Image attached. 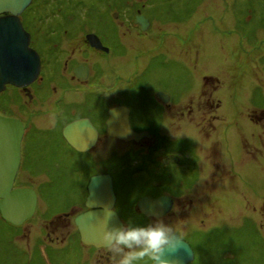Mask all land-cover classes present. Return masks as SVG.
Instances as JSON below:
<instances>
[{"label":"flooded vegetation","instance_id":"flooded-vegetation-1","mask_svg":"<svg viewBox=\"0 0 264 264\" xmlns=\"http://www.w3.org/2000/svg\"><path fill=\"white\" fill-rule=\"evenodd\" d=\"M190 2L191 0H32L20 14L24 28L30 33V46L40 56V73L28 90L14 86L17 93L8 102L13 107L28 110L30 121L17 114L0 113L22 120L25 137L28 132L27 138L31 141L55 140L56 146L66 150L63 152L65 167L77 172H73L72 176H64L57 184L45 181L43 186L46 196L54 204L50 214H45L44 217H51L50 224L60 227L59 229H49L44 222V228L38 235L35 225L29 231L25 230L30 218L21 224H14L6 220L0 210V264H36V258H42L43 264H115L114 258L102 244L86 241L91 238L90 234L83 238L81 224L76 221L79 215L94 210L87 205L92 176L111 174L116 194L113 209L122 223L131 221L133 224L143 225L153 222L157 217L146 215L139 209L138 200L141 197L166 195L172 198L170 211L159 217L162 220L175 212L178 201L183 197L194 201L191 197L193 193L196 194L194 199L198 200V204L205 205L210 199V190L216 192L225 186L223 177L222 181L218 180L221 177L217 175L216 169H222L226 173L230 162L232 165L237 163L238 158H235V152L231 149H241L243 145L249 150L250 145H253L255 149L249 150L253 157L260 149L264 151V140L258 134L264 129V106L255 101L258 89V94L264 95V88L257 85L250 92L245 89V93L237 98L238 129L222 132V142L216 144L219 149L222 146L221 150L216 155H211L203 147L206 151L203 153L205 162L198 157L197 144L186 143L184 139L169 140L164 134H159L170 112L173 115L177 112L179 117L186 118L195 106L194 103L193 106L191 103L187 105V109L184 106V100L190 92L183 99H176V86L164 84L162 76L165 69L162 73L160 70L170 61L176 60L163 51H157L168 37L176 36L166 30V24L174 23L179 26L181 18L189 22L186 11L191 8ZM250 3L261 12L258 22L263 23L264 0H250ZM250 3L242 4V7ZM54 7L61 10L56 12ZM152 32L156 33L157 40L159 37L161 39L152 48L149 47V42L144 44L134 39H144L141 41L145 42V38ZM178 37L181 35L178 34ZM187 41L190 40L187 38ZM108 79L111 85L105 86L104 80ZM97 80H102L99 82L101 86H98ZM115 81L117 84L111 91L109 88ZM104 87L109 89L108 93ZM115 90L118 91L117 94L113 93ZM5 92L6 90L3 93ZM160 92L163 94L159 95ZM250 99H254V103ZM51 103L52 108H48L47 105ZM121 106L129 109L131 127L138 132H148L150 137H144L140 141L130 140L126 145L127 141L109 133V111ZM46 108L48 118L43 126L38 122V116ZM79 119H88L97 130L96 143L84 151L70 145L63 133L67 124ZM216 120L217 118H205L206 130L210 131ZM151 138L152 143H146ZM259 140L261 143L257 144ZM117 141L123 144H117ZM102 142H106V147L111 146V149L98 157L94 152ZM44 147L49 152L55 151L48 144ZM169 154L178 155L180 161L166 163L164 157ZM71 180L76 181L71 184ZM201 182L202 186L208 184L209 190L197 194L195 190L201 187ZM159 184H166L167 189L153 192L152 186ZM59 187L62 188L61 191L56 190ZM185 208L186 200L182 209ZM195 208L196 206L193 209ZM53 212L56 213L53 215ZM52 220L56 222L53 223ZM202 226L198 228L203 230ZM177 233L188 241L187 233L190 232H183L185 236L181 232ZM191 246L194 258L189 264H196L199 261L198 253ZM216 264L229 263L217 261Z\"/></svg>","mask_w":264,"mask_h":264},{"label":"rangeland","instance_id":"rangeland-1","mask_svg":"<svg viewBox=\"0 0 264 264\" xmlns=\"http://www.w3.org/2000/svg\"><path fill=\"white\" fill-rule=\"evenodd\" d=\"M232 2L233 0H191V8L186 11L190 18L189 22L181 18L178 21L179 26L174 23L166 24V30H170L176 36L168 37L165 44H161L157 50L163 51L164 54L176 60L170 61L165 68L160 70L162 73L165 69L164 76L161 75L164 84L170 87L176 86V99H183V96L190 92L184 100L186 109L190 103L192 106L193 103L195 104L191 110L193 112L186 118L179 117L177 112L173 115L168 110L169 117L162 124L159 134H164L169 140L177 138L184 139V142L192 143V145L197 144L199 155L197 152L196 154L204 162L203 153L206 151L203 147L209 154L216 155L222 148V146L220 149L216 146L222 142V132L229 129L237 131L239 95L245 93V89L250 92L254 89V85L264 88V22H258L261 14L259 16L256 6L247 5L242 9L244 3L239 1L236 6L239 5L241 12H238L233 10ZM225 8L230 11L224 12ZM178 34L181 37H178ZM156 38V33L152 32L145 38L147 39L145 42L141 41L144 39H134L144 44L149 42V47L152 48L161 42L160 37L158 40ZM187 38L190 41H187ZM249 62L252 66L244 72ZM130 66L132 67V63ZM243 73L244 78L241 77ZM99 82L97 80L98 86H101ZM116 84L117 81L109 89L112 91ZM104 85L110 86V80H104ZM233 86L234 89H232ZM109 89L104 87L106 93ZM258 92L259 89L255 99L256 104L264 106V95ZM1 93L0 111L5 114L20 115L29 122L28 110L13 107L8 103L17 93L16 87L9 85L6 92ZM113 93L117 94L118 91L115 90ZM255 94L254 92V97ZM232 97H234L233 100ZM250 101L254 103V99ZM47 106L52 108V103ZM48 108L38 116L40 120L38 122L43 126L48 118ZM205 118H217L210 131L206 130ZM27 134L22 143V157ZM258 134L264 140V129ZM153 138L148 139L146 143H152ZM34 143L36 145L32 146L33 153L36 150L41 151V145L48 144L59 156L55 161L54 176L59 173L68 175L63 172L66 164L63 159L65 149L56 146L55 140H35ZM260 143L261 140L257 142V144ZM106 144L102 142L96 148L94 152L97 153L96 156H103L111 149V146L106 147ZM117 144L123 143L117 141ZM127 144H129L128 141ZM254 149V146L250 145L249 150ZM231 150L235 152V158H238L237 163L232 165L230 162L226 173L222 169H216L217 175L221 177L218 180L222 181L223 177L225 186L216 192L210 190V199L205 205L198 204V200L194 199L196 198L195 193L191 195L194 201L183 197L178 201L175 212L163 218L164 222L171 224L183 236H185L183 232H190L191 235L187 233V240L198 253L199 261L196 264H216L217 261H225L229 264H264V151L260 149L253 157L252 153L249 154L248 148L243 145L241 149ZM67 168L66 166L65 169ZM97 168L103 169L101 166ZM47 173L49 171L45 169L28 170L21 166L16 179L17 187H32L37 190V210L34 216L27 220L25 230L29 231L35 225L38 235L44 228V222L48 224L49 229L60 228L50 224L51 217H44L45 214H50L54 205L46 196L43 187L50 175ZM54 179L58 177L49 180L53 182ZM202 184L203 182H201V187L195 190L197 194H200L198 193L200 191L206 193L209 190L208 184L203 186ZM166 189V184L152 186L153 192ZM185 200L186 208L182 209ZM194 206H196L195 209H193ZM55 213L53 212V215ZM52 221L56 222V220ZM200 225H203V230H209L199 233ZM236 236H238V242L234 240ZM35 263L43 264L42 258H36Z\"/></svg>","mask_w":264,"mask_h":264},{"label":"water","instance_id":"water-1","mask_svg":"<svg viewBox=\"0 0 264 264\" xmlns=\"http://www.w3.org/2000/svg\"><path fill=\"white\" fill-rule=\"evenodd\" d=\"M31 2L32 0H0V92L6 90L9 84L28 90L29 85L39 76L40 56L30 46V33L20 20V14ZM107 125L112 136L125 141H139L150 137L148 132H138L131 127L127 107L110 109ZM63 133L68 143L79 151L91 148L97 141V130L88 119L67 124ZM24 134L25 125L22 120L0 113V210L2 216L14 224H21L31 218L38 202V194L34 188L14 187L22 161ZM164 160L166 163L178 162L180 157L169 154ZM89 191L87 205L94 210L79 215L76 221L81 224L83 238L90 234L91 238L86 241L100 245L99 223L105 218L107 209L113 212L110 224L122 223L113 209L116 194L111 174L92 176ZM172 204V198L166 195H146L138 200V207L144 214L155 211L163 215L170 211ZM180 238L184 241V247L169 259L173 264H188L194 258V250L188 241L181 236Z\"/></svg>","mask_w":264,"mask_h":264},{"label":"clouds","instance_id":"clouds-1","mask_svg":"<svg viewBox=\"0 0 264 264\" xmlns=\"http://www.w3.org/2000/svg\"><path fill=\"white\" fill-rule=\"evenodd\" d=\"M146 215L157 219L143 225L131 221L110 224L113 212L107 209L105 218L99 223L100 241L115 264H173L169 257L184 247L175 228L159 219L162 213L153 211Z\"/></svg>","mask_w":264,"mask_h":264},{"label":"trees","instance_id":"trees-1","mask_svg":"<svg viewBox=\"0 0 264 264\" xmlns=\"http://www.w3.org/2000/svg\"><path fill=\"white\" fill-rule=\"evenodd\" d=\"M242 2V3H250V0H233V8L236 10V11H238V12H241V10H240V8L238 7L239 5H237L236 6V4H237V2ZM249 5H252V3H250ZM55 8V7H54ZM55 9H57V11L56 12H59L61 9L60 8H55ZM233 9V10H234ZM242 9H243V7H242ZM230 10H228V12H229ZM259 11V10H258ZM261 14V12L259 11V15ZM35 138H37V136L35 137ZM33 141V142H32ZM31 141V139H26V143H25V147H24V154H23V161H22V164H21V166L24 168V169H40V170H42V169H45L46 171H49V173H47V175L48 174H50L47 178H48V181H51L52 182V180H53V178H57L58 177V179H54V181L52 182L53 184H57V181H59V179H61L62 180V178L64 177V176H67V175H63V174H55V176H54V172H53V169H54V166H55V161H56V159H58V155H56L57 153L54 151V152H52L51 150H50V152H49V150H47L46 149V147H44V144L43 145H41V147H40V149H41V151H39V150H36L35 151V153H33L34 152V148L32 147V146H35L36 145V143H34L35 141L34 140H32ZM33 156H35V157H33ZM66 167H64L63 169V172L64 173H67L68 174V176L70 175V176H72V173L73 172H77L76 170H73V168H70V169H65ZM75 169V168H74ZM52 179V180H49V179ZM76 180H71V184L73 183V182H75ZM78 181V180H77ZM47 182V181H46ZM56 190L57 191H61L62 190V188H56ZM51 205V204H50ZM51 210H53V208H51ZM202 231H206V230H200L199 231V233L200 232H202ZM236 242H238L239 241V239H238V236H236L235 237V239H234Z\"/></svg>","mask_w":264,"mask_h":264},{"label":"bare ground","instance_id":"bare-ground-1","mask_svg":"<svg viewBox=\"0 0 264 264\" xmlns=\"http://www.w3.org/2000/svg\"><path fill=\"white\" fill-rule=\"evenodd\" d=\"M228 10H227V8H225V11L224 12H227ZM249 66L251 67L252 65L250 64V62L248 63V65H247V67H245V69H244V72H245V70L247 69V68H249ZM244 73L243 74H241V77H243L244 78ZM251 77V76H250ZM207 230H209V229H207ZM206 230V231H207Z\"/></svg>","mask_w":264,"mask_h":264}]
</instances>
